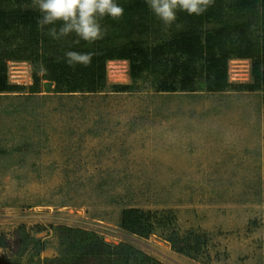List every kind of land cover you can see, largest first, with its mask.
<instances>
[{"label": "rangeland", "instance_id": "1", "mask_svg": "<svg viewBox=\"0 0 264 264\" xmlns=\"http://www.w3.org/2000/svg\"><path fill=\"white\" fill-rule=\"evenodd\" d=\"M5 65L0 264H66L67 230L162 264H264V106L245 88L249 59L228 61L221 92L162 91L116 60L102 89L63 93L32 61ZM129 209L150 234L120 227Z\"/></svg>", "mask_w": 264, "mask_h": 264}, {"label": "trees", "instance_id": "2", "mask_svg": "<svg viewBox=\"0 0 264 264\" xmlns=\"http://www.w3.org/2000/svg\"><path fill=\"white\" fill-rule=\"evenodd\" d=\"M116 2L124 9L123 17H105L101 21L106 29L104 38L89 44L83 40L75 43L78 38L74 34L59 40L49 37L47 26L44 30L37 26L40 13L22 7L30 5L31 0H0V93L13 89L5 75L6 60L32 61L35 72L43 65L47 69L45 79L55 85L56 92L77 93L102 89L105 65L116 60L129 63L133 81L150 77L161 85L162 91L221 92L231 87L226 80L228 61L249 59L253 84L245 88L261 91L264 106V0H214L201 16L178 12L171 27L153 15L145 0ZM177 24L181 27L177 28ZM39 44L41 55L33 58L31 47L37 49ZM66 51L94 53L91 65L68 66L59 59ZM34 79L38 83L36 76ZM120 227L140 236H147L152 230L150 218L135 209L123 211ZM67 233L64 238L69 253L58 262L162 264L141 253H132L127 246L121 250L110 247L90 232ZM33 262L50 263L40 259Z\"/></svg>", "mask_w": 264, "mask_h": 264}, {"label": "clouds", "instance_id": "3", "mask_svg": "<svg viewBox=\"0 0 264 264\" xmlns=\"http://www.w3.org/2000/svg\"><path fill=\"white\" fill-rule=\"evenodd\" d=\"M153 15L166 27H171L177 21V13L201 16L214 3V0H145ZM31 7L40 13L37 26L47 35L59 40L75 35L79 43L83 40L89 44L104 38L106 29L101 21L105 17L118 20L123 17L124 9L116 0H31ZM177 28L181 25L177 24ZM94 53L66 51L62 59L68 66L91 65ZM39 75L47 74V69L41 65Z\"/></svg>", "mask_w": 264, "mask_h": 264}]
</instances>
